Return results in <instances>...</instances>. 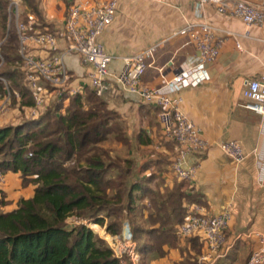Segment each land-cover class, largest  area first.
<instances>
[{"label": "trees", "instance_id": "obj_1", "mask_svg": "<svg viewBox=\"0 0 264 264\" xmlns=\"http://www.w3.org/2000/svg\"><path fill=\"white\" fill-rule=\"evenodd\" d=\"M75 2L65 0L66 15ZM22 3L25 10L19 21L28 26V33L59 37L55 26L46 22L39 0ZM13 21L10 2L0 0V99L10 96L12 105L23 111L35 102L25 73L17 66L20 43ZM146 133L140 142L148 145ZM110 141L132 151L122 116L90 85L83 86L82 94L54 102L37 119L0 127V173L20 175L22 188L33 186L35 192L5 211L11 202L0 190V264H132L127 257L124 263L116 258L96 233L103 235L101 227L106 234L121 236L129 216L145 214L146 226L136 218L129 222L139 264H151L178 248L177 228L189 215L188 206L206 207L203 196L185 181L161 191L165 185L161 178L175 156L149 160L140 169L135 158L104 147ZM154 167L159 172L139 177V172ZM70 216L91 221L96 233L84 224L70 225ZM188 242L194 254L180 264H198L203 242L199 238Z\"/></svg>", "mask_w": 264, "mask_h": 264}, {"label": "crops", "instance_id": "obj_2", "mask_svg": "<svg viewBox=\"0 0 264 264\" xmlns=\"http://www.w3.org/2000/svg\"><path fill=\"white\" fill-rule=\"evenodd\" d=\"M39 1L46 22L60 27L68 8L65 0ZM137 1L147 0H120L113 24L101 37L105 51L113 57L110 63L112 72L122 71L125 58L158 46L154 57L148 61L149 67L142 82L159 87L162 76L171 78L182 67L194 66L199 62L190 35H176L186 26L207 23L218 28L220 35L225 38L218 60L208 67L211 80L180 93L182 111L201 128L210 143V149L204 156L192 154L188 157V165L199 167L197 180L189 184L193 192L203 196L206 207H201L204 210L211 214L231 212L233 221L228 233L230 243L239 233H264V115L253 114L243 107L246 81L264 75V26L247 27L237 18L219 14L211 5L199 8V0H163L152 5L142 2L135 13L137 21L133 23L126 15L131 12L130 5ZM170 32L171 35L167 36ZM67 65L76 76L75 85H90L89 73L92 68L79 64L75 56H69ZM104 99L111 109L122 116L126 128L127 124L130 126L127 133L134 150L145 151H141L144 154L138 158L135 151L130 152L140 169L149 160L158 161L162 156L170 159L176 155L177 146L165 139L159 127L160 107L143 103L138 98L126 100L115 87L110 89ZM1 100L2 106L5 99ZM144 132L148 135L146 140H150L148 145L140 142L145 140ZM141 134L143 136L140 137ZM228 140L241 142L246 154L241 164L225 156L219 149L218 144ZM148 150L151 153H146ZM165 168L162 166L163 170ZM156 171L154 167L145 173L139 172V177ZM4 176V183L0 180V190L11 202L5 211L14 210L20 199L34 196L33 186L22 188L20 175L9 173ZM161 179L165 181V185L161 186L162 192H165V187L172 188L174 182L179 181L171 167ZM194 206L200 205L188 206L189 212ZM146 218L147 214L144 216ZM178 240V248L170 249L166 257L155 258L151 264H180L189 253L194 254L188 239L178 237ZM257 247L258 243L254 240L238 243L225 259L215 264H247ZM204 253L203 243L202 253L197 258L198 264Z\"/></svg>", "mask_w": 264, "mask_h": 264}, {"label": "built area", "instance_id": "obj_3", "mask_svg": "<svg viewBox=\"0 0 264 264\" xmlns=\"http://www.w3.org/2000/svg\"><path fill=\"white\" fill-rule=\"evenodd\" d=\"M8 1L11 16L16 19L22 70L26 73L35 102L34 107L25 110V118L37 119L52 103L64 96L83 93V86L74 84L67 65L69 56H75L80 64L92 68L89 84L98 97L104 98L115 87L126 100L138 98L143 103L161 108L159 123L163 136L177 146L171 171L179 181L194 183L197 180L199 167L188 165L187 159L192 154L204 156L210 149V143L201 128L182 111L183 99L180 93L211 80L208 67L218 60L225 44V38L220 35L218 28L207 23L190 24L177 33L176 35H190L198 52L199 62L194 66L182 67L171 78L162 76L161 86L152 87L142 80L149 67L148 61L154 57L158 46L125 58L121 72L110 70L113 57L105 51L101 37L113 24L120 0H76L65 18L64 43L50 32L28 33V26L19 21L22 1ZM206 5L213 6L219 14L241 20L247 27L264 26V0H199V8ZM227 35L232 36L230 33ZM237 47L241 49L239 43ZM16 96L20 100L18 93ZM243 98V107L248 112L264 115V75L246 81ZM10 104L9 96L0 107V114L6 112ZM218 147L237 164L246 159L238 140L220 142ZM0 180L1 183L5 181L2 173ZM232 221L233 216L229 211L211 214L201 206H194L185 221L178 226L176 235L181 239L199 238L204 243L205 253L200 264H215L225 259L238 243L251 240L257 241L258 247L251 253L247 264H264V233H239L230 243L228 233ZM109 237L110 240L106 241L116 258L124 263L127 257L132 264H139L137 244L127 222L121 236Z\"/></svg>", "mask_w": 264, "mask_h": 264}, {"label": "rangeland", "instance_id": "obj_4", "mask_svg": "<svg viewBox=\"0 0 264 264\" xmlns=\"http://www.w3.org/2000/svg\"><path fill=\"white\" fill-rule=\"evenodd\" d=\"M22 1V0H21ZM163 0H147V1H137V2H133L131 5H130V9H131V12L128 14V15H126L127 16V18H129V21H131V22H133V23H136V17H135V13H136V11L138 10V7L140 6L141 7V3L142 2H146V3H149V4H156V3H161ZM25 9H24V7H23V3H22V6H21V8H20V15L23 13V11H24ZM65 18H66V15H65ZM123 18V17H122ZM13 22H15V24H16V19H15V17H14V21ZM65 23H66V21H65V19H64V21L62 22V24H61V26L60 27H56L55 26V30L57 31V33H58V35H59V39H64L65 38V36H64V33H65V30H66V27H65ZM12 25V28H13V26H14V24H11ZM135 27V26H134ZM187 27V26H186ZM14 28H15V26H14ZM16 29H17V25H16ZM171 33L172 32H170V34L169 35H167V36H170L171 35ZM174 33V32H173ZM3 43V42H2ZM19 48H20V46H19ZM19 54H20V52H19ZM21 56V55H20ZM80 64V63H79ZM82 65V64H81ZM17 66H18V68H20L21 70L23 69V60H22V57H21V61L20 62H18V64H17ZM83 66V65H82ZM23 71V70H22ZM24 73H25V71H23ZM72 74V73H71ZM25 76H26V73H25ZM72 76H73V81L76 79L75 77L76 76H74L73 74H72ZM5 101V100H4ZM3 101L1 100V102L0 103H2ZM53 104V103H52ZM51 104V105H52ZM35 105V104H34ZM0 106H1V104H0ZM34 107V106H33ZM30 108H32V107H30ZM26 109H29V108H26ZM26 109H24L23 111L22 110H20L19 109V107H18V105L17 104H13V105H11L10 107H7V111L6 112H4V113H2V114H0V127H3V126H13V125H17V124H19V123H21V122H24V121H27L28 120V118H25V116H26V113H25V110ZM47 110V109H46ZM45 110V111H46ZM45 113V112H44ZM120 115V114H119ZM28 121H30V120H28ZM158 123H159V118H158ZM159 125H160V123H159ZM159 127H161V125L159 126ZM135 128H137V126H135ZM127 129L129 130L130 129V126L127 124ZM134 134H135V132H134ZM104 147H106V148H113L115 151H116V154L117 155H121V156H129L130 155V152L127 150V149H125V148H123V147H121V146H119L118 144H116L114 141H110V142H108V143H105L104 144ZM132 150L133 151H135V153H137L136 154V157L138 158V157H142V155L144 154L143 152H145V151H143V150H140V151H138V150H134V147H132ZM141 151H143V152H141ZM146 153H151V151H149L148 150V152H146ZM149 155H151V154H149ZM136 218V221L138 222H140L141 224H143V225H147V224H145V219H144V217H133V216H129L128 217V219H126V222L130 225V223L129 222H131V220H133V219H135ZM67 222L70 224V225H76V224H84V225H86V226H88L89 228H91L92 230H93V228L90 226L91 224H93L91 221H88V220H78L77 218H75L74 216H70V217H68V219H67ZM98 226V225H97ZM100 227V226H99ZM101 229V228H100ZM94 231V230H93ZM95 232V231H94ZM102 232H103V235L102 234H99V233H96L98 236H100L102 239H104L105 241L106 240H110V237H109V234H106V231L104 230V229H102ZM108 236L109 238L107 239V238H105L104 236ZM107 242V241H106Z\"/></svg>", "mask_w": 264, "mask_h": 264}, {"label": "water", "instance_id": "obj_5", "mask_svg": "<svg viewBox=\"0 0 264 264\" xmlns=\"http://www.w3.org/2000/svg\"><path fill=\"white\" fill-rule=\"evenodd\" d=\"M101 228V227H100Z\"/></svg>", "mask_w": 264, "mask_h": 264}]
</instances>
